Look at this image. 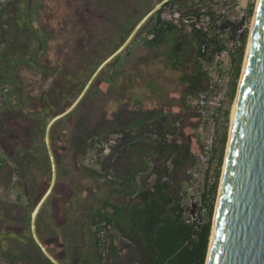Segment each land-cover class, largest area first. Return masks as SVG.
Listing matches in <instances>:
<instances>
[{"label": "rangeland", "instance_id": "374dc122", "mask_svg": "<svg viewBox=\"0 0 264 264\" xmlns=\"http://www.w3.org/2000/svg\"><path fill=\"white\" fill-rule=\"evenodd\" d=\"M125 1H127L126 4H130L124 5L125 10L120 12V20L124 21L127 14H133L131 10L133 6L137 9L131 21H127V25L131 27L158 0ZM177 1H180L177 8L181 9V7H184V11L191 7L196 8L195 4L198 3L197 0ZM257 1L213 0L210 3L197 6L201 10L212 9L213 6L216 7L217 11H222L226 8L222 23L226 21L234 25L228 26V29H224L219 33V39L225 47V53L223 52L220 58L216 59V63L211 64L210 79L208 81L209 88L200 95L201 97H192L184 103V87L179 82L180 72L173 71L170 68L164 70V66L159 60L166 58V55L171 50V42H169L168 38L165 46L161 45L149 50L142 44L144 36H140L115 62L104 69L102 75L96 80L95 90L88 93L89 95L87 94L84 103L76 111H73L58 122L51 137L52 149L58 163L57 182L53 191L54 196L49 200V203L45 204L37 220L38 232L40 231L45 245L57 258L62 257L60 252V245L62 244L60 238L56 236L61 234L63 230H59L54 214L55 209L59 207L60 201L70 199L71 211H74L75 218L80 223L77 227L71 229V233H77L76 239L80 251L89 253L92 250V229L85 222V212L78 208L79 200L81 203L86 201L92 203L95 197L106 198L107 196L110 200L112 199L114 202L119 203L130 192H136L143 185H149L154 180V177H149L150 172L145 171L142 174H138L132 184L125 183L124 180H121L125 176L124 173L120 171L113 175L110 172V179L114 181L112 185L96 178L88 177L82 173V170H79L77 164H81L85 168L98 169L103 155L109 153V147L118 143L119 136L116 135L110 136L109 142L103 150L97 147L88 152L86 156L78 159L73 157L75 152L69 141L74 134V125L77 119L85 116L91 127L97 130L102 128L101 130L104 131L106 125L111 121V116L118 109L117 105L122 106L123 102L129 98L130 91L127 87H131V85L128 82H126L127 87L121 84L122 76H117L119 73L131 77L130 74L134 75L132 72L137 69L141 75L139 83H136L138 94L147 95L150 102L159 104L173 119L179 116H188L185 124L186 132L189 134V139L193 144L197 162L192 168L188 169V173L177 177L173 184L178 190L181 205L186 211L184 218L187 219V217H195L197 215L202 192L213 185L216 180L215 211L235 99ZM78 2L72 1V3ZM39 3L47 11L48 15V11L53 8L54 0H9L3 5L0 9V39H11V27L15 25L13 18L16 14V19L19 23L28 21L27 25L30 29L36 28L37 11L35 9L36 4L39 5ZM65 3L67 2L61 1L62 11H64ZM116 3L120 6L122 5V0H116ZM251 7L252 13L246 20ZM116 15H118V12ZM180 27L183 26L180 25ZM181 33L183 36L179 33L175 35L178 39L175 41L180 42L179 37L189 41L190 30L185 28ZM244 33H246V41L243 46L240 73L236 80L235 94L231 97L234 71L239 58V48L241 47L239 36L241 35L242 37ZM29 40L32 42L31 37ZM22 41L24 40L22 39ZM189 43L191 48L186 53L185 58L187 61L189 59L191 64L193 62L194 46H192L190 41ZM33 51L34 48L31 46V49L27 51L28 56ZM128 53H131V55L126 56ZM141 56L143 60L139 61ZM33 60L32 56L26 58V56L18 54L17 50L9 56L4 51V46L0 45V81L4 84L3 87H7L9 90L7 93H3L0 90V157L4 161L0 169V189L3 191V193H0V213L5 218V223L0 221V264H46L30 239L29 222L30 213L36 204V199L40 193L42 194L44 187L48 184L50 171L43 175L40 163L38 161L34 163L30 160V172L21 179L14 172L12 159H17L23 153L29 151L33 134L37 132L40 137H43L44 128L48 120L65 109L67 105L69 106V103L65 106H60L56 110L48 111V113L39 111L45 103L39 102L38 89L41 86L45 88L48 84L42 83L41 86L38 84V71ZM140 62L147 63V66L140 65ZM117 68L120 69L116 72L117 75L110 72ZM2 73H5L8 78ZM13 76L16 81V90H13L14 86L10 84V77ZM135 76L138 77L137 74ZM47 91L50 98V91ZM103 91H106V94ZM201 100L203 103H201ZM136 101L139 102L140 99L136 97ZM224 136L225 140L223 141ZM211 137L215 139L214 145L210 150H206ZM202 147H204L205 152ZM132 150L129 154H132ZM37 151L41 153L43 159L47 157L42 141ZM221 153L222 164L216 178L217 160ZM45 167L46 169L49 167V162ZM14 175L17 176L18 181L13 180ZM19 181L24 185H20ZM23 187L26 188V195ZM32 189L35 190L34 193H31ZM27 191L29 192L28 194ZM19 195L20 199H17L16 197H19ZM5 207L8 208L7 214L5 213L6 211L2 212ZM69 227L70 225L67 228L69 229ZM68 229L64 231L67 232ZM56 238L58 239L57 241ZM130 256V249L125 248L121 253L120 261L123 264H130L128 261ZM62 263L70 264L65 260Z\"/></svg>", "mask_w": 264, "mask_h": 264}, {"label": "trees", "instance_id": "16d2710c", "mask_svg": "<svg viewBox=\"0 0 264 264\" xmlns=\"http://www.w3.org/2000/svg\"><path fill=\"white\" fill-rule=\"evenodd\" d=\"M197 1L196 8L191 7L184 11V7L180 6L182 17L194 18L197 16L199 18L198 15L201 9L197 6L210 3L213 0ZM179 2L171 0L165 6L174 5L178 7ZM162 9L139 33V36H144L143 39L149 47H158L168 37L177 33L182 35L181 31L185 29V27L160 22L159 17ZM251 13L252 7L249 9L246 20ZM231 25V23L225 21L217 26V30L222 32ZM124 32L127 33V31ZM122 35L125 37L124 33ZM188 38L194 46L193 62L190 64L189 59L187 61L186 58L181 60L177 54L170 56V69L180 72L179 82L184 87V103L187 99L200 96L207 91L210 72L206 66H211L216 61V57L225 51V47L219 39V34L214 33L208 36L203 30H198L193 26ZM239 40L241 47L239 48V58L234 71L231 97L235 94L236 80L240 73L246 33L239 37ZM0 45H2L1 39ZM183 64H185V67ZM0 82V90H2L4 84H2V81ZM132 105L129 109L121 108L115 112L113 121L106 125L104 131L91 127L87 118L85 120L79 119L74 126V134L71 136L69 144L75 152L73 157L78 159L86 156L88 152L97 147L103 150L109 142L110 136H119L118 143L110 146L109 153L103 155L98 169L85 168L81 164H77L79 170H82V173L88 177L112 185L114 181L110 179V172L113 175L120 171L124 173L125 176L121 180H124L125 183L132 184L137 175L145 171H149V177H154V180L149 185H143L140 190L130 192L119 203L110 200L107 196L106 198L95 197L92 203L88 201L81 203L79 200L78 208L85 212V222L92 229L93 252L89 253L80 251L76 239L77 233H71V229L77 227L80 223L76 220L74 211H71L70 199H68L69 201L67 199L60 201L58 209H55L54 217L58 222L59 230H63L61 234L56 236L61 240L60 252L62 257L57 258L55 254L49 251L61 264H63V260L70 264H103L98 234L102 229L110 226L125 241L118 240L113 232L108 234L110 242L108 245L109 262H105L107 264H123L120 257L125 248L130 249L131 256L128 260L130 264H205L212 228L217 182L215 180V183L201 194L199 207L206 209L205 219L196 215L193 220L192 217L184 218L186 211L181 205L178 190L173 184L177 177L188 173V169L192 168L197 162L193 144L186 132L185 124L188 116H179L173 119L163 107L154 102L148 103V109L144 108L140 113H134L132 108L133 110H140L141 107L134 102H132ZM127 110L128 114L126 113ZM54 128H52V132ZM31 140L29 151H26L17 159H12L14 172L21 179L30 172V160L34 163L37 161L40 163L43 175L50 171L49 167L47 169L45 167L48 163V157L43 159L41 153L37 151L41 141L44 150H46L44 135L40 137L39 133L36 132ZM202 149L204 151V147ZM131 150L133 152L129 154ZM3 162L0 157V169ZM221 164L222 153L217 160L216 178ZM19 184L24 185L20 181ZM47 186L44 187L42 194ZM23 191L25 193L26 188L23 187ZM34 192L35 190L32 189L31 193ZM42 194L38 195L36 202ZM53 196L54 193L49 197L47 203ZM16 198L20 199V195ZM7 209L6 207L3 208L2 212L6 211L7 214ZM67 229L68 231L65 232ZM38 233L45 245L40 231ZM30 239L39 251L31 233ZM39 253L41 254L40 251ZM41 256L46 264H50L42 254Z\"/></svg>", "mask_w": 264, "mask_h": 264}, {"label": "water", "instance_id": "95a60500", "mask_svg": "<svg viewBox=\"0 0 264 264\" xmlns=\"http://www.w3.org/2000/svg\"><path fill=\"white\" fill-rule=\"evenodd\" d=\"M169 2L160 0L154 3L120 46L100 63L76 99L52 116L44 128L50 179L30 213L29 228L35 245L50 264L61 263L41 241L37 219L52 195L58 177V165L51 144L52 128L78 107L96 78L134 42L140 31ZM255 10L205 264H264V0H258Z\"/></svg>", "mask_w": 264, "mask_h": 264}, {"label": "flooded vegetation", "instance_id": "af4514ba", "mask_svg": "<svg viewBox=\"0 0 264 264\" xmlns=\"http://www.w3.org/2000/svg\"><path fill=\"white\" fill-rule=\"evenodd\" d=\"M61 1L67 2L64 4V11L61 9ZM72 1L79 2L72 3ZM126 2L127 1L122 0V5L119 6L117 5L116 0H54L53 8L48 11V15L47 11H45L41 3H39V5L36 4L35 9V11H37V23L36 28L34 29H30L28 27V21L19 23L16 19V14L13 18L15 25H13L14 27H11V39H1V46H4V51L8 53L9 56L17 50L18 54L26 56V58H30V56H32L34 59L33 63L36 65L38 71V84L40 86L42 83L48 84L45 87L46 89L42 88V86L38 89L39 102L45 103L43 108H40V112L48 113V111L56 110L57 108H60V106H65L68 103L70 105L80 94L88 79L100 63L114 50H116L125 40L131 29L135 26H128L127 21H131L132 16L137 11L135 6H133L131 8L133 14H127L124 21L120 20V12L125 10L124 5ZM129 4L130 3L126 5ZM117 12L118 15H116ZM124 31H127V33ZM122 33H124L125 37H123ZM30 37L32 42L29 40ZM137 37L140 36L138 35ZM22 39L24 41H22ZM179 39L181 41L177 42L175 41L178 40L177 36L173 35L168 37L169 42H171V50L168 55H166V58L164 57L159 60L164 66V70L170 68V56H172V54H177L180 56L181 60H184L185 55H187L186 53H188L191 48L189 41H186L181 37H179ZM136 40L137 38L134 42ZM166 42L167 40H165V42L161 45L165 46ZM142 44H144V46L149 50L155 48L146 45L144 39ZM31 46H33L34 51L30 56H28L27 51L31 49ZM128 55L130 56L131 53H128L126 56ZM142 60V56L139 57V61ZM140 65L147 66V63L140 62ZM183 66L185 67V64H183ZM118 69L119 68L113 69L110 72L115 75L116 72H118ZM133 71L134 72L132 73H134V75L130 74L132 79L126 74H116L117 76H122L121 84H124L125 87H127L126 82L131 85V87H127L130 91V94L128 95L129 98L127 101L123 102L124 104H122V106L117 105L118 109L116 112L121 108L129 109L133 106L132 102L140 105L141 107L140 110H133L132 108L134 113H140V111L144 108L148 109V103L150 102L147 98L148 96L138 94V90L136 88V83H139L141 75L137 69ZM2 74L4 76L6 75L5 73ZM136 74L138 77L135 76ZM5 77H7V75ZM10 78V84L14 86L13 90H16L17 87L14 76ZM96 80L88 93L95 90ZM47 90L50 91V98L48 97ZM7 92H9V90ZM103 93L106 94V91H103ZM136 97L140 99L139 102L136 101ZM85 98H87V95L83 98L78 107L84 103ZM77 108L74 111H76ZM126 113L128 114V110ZM79 119L85 120V116L79 117L77 121ZM113 119L114 117L111 116L110 123ZM57 124L54 127H56ZM101 129L102 128H100L99 131H101ZM0 221L5 223V218H3L2 214L0 215ZM90 252H93V249Z\"/></svg>", "mask_w": 264, "mask_h": 264}, {"label": "built area", "instance_id": "2783aa9c", "mask_svg": "<svg viewBox=\"0 0 264 264\" xmlns=\"http://www.w3.org/2000/svg\"><path fill=\"white\" fill-rule=\"evenodd\" d=\"M8 1L9 0H0V7L5 5ZM225 9L222 11H217L216 7L213 6L212 9L201 10L198 15L199 18L197 16L194 18H189V17H182L181 11L177 8V6L168 5L162 9L163 11L160 13L159 18H160V21L165 24H172V23L177 24L178 23V25H180V22H181V24H183L184 27L188 29L195 26L196 29L203 30V32L207 33L208 36L209 35L211 36L214 33L215 34L220 33L217 30V26L220 25L221 20L224 19L225 17V14H226ZM216 58H220V56ZM214 63H216V61H214ZM206 67L211 69L210 66H206ZM2 91L3 93H7L8 88L2 87ZM201 103H203L202 100H201ZM214 141L215 139L211 137L206 150L211 149V147L214 145ZM13 180L18 181V178L16 175H14ZM0 193H3L2 189H0ZM197 215L205 219L206 209L199 207ZM195 218L196 216L192 217V220ZM111 232L115 234L118 240L125 241V239L121 238L119 234H116L110 226H107L100 231V233L98 234V238H99V247L101 249V260L103 264H107L109 262L108 245H109L110 239L108 238V234H110Z\"/></svg>", "mask_w": 264, "mask_h": 264}, {"label": "bare ground", "instance_id": "6f19581e", "mask_svg": "<svg viewBox=\"0 0 264 264\" xmlns=\"http://www.w3.org/2000/svg\"><path fill=\"white\" fill-rule=\"evenodd\" d=\"M171 1V0H170ZM158 2V1H157ZM257 3H258V1H257ZM256 7H257V4H256ZM256 9V8H255ZM163 11V10H162ZM256 11V10H255ZM254 16H255V12H254ZM160 19V18H159ZM253 20H254V18H253ZM253 20H252V23H251V27H250V33H251V31H252V27H253ZM151 22V21H150ZM161 22V21H160ZM165 24V23H164ZM220 24H222V20H221V23ZM172 25H176V26H179L180 27V25H182L183 27H184V25L183 24H181V22H180V25H178V23L177 24H173L172 23ZM189 30H191V28L189 29ZM239 37H241V36H239ZM247 48H248V46H247ZM246 56H247V50H246V55H245V59H244V64H243V68H242V73H241V77H240V81H239V86H238V90H237V96H238V92H239V88H240V85H241V80H242V77H243V72H244V68H245V62H246ZM210 70L211 69H209L208 68V71L210 72ZM237 96H236V99H235V104H236V100H237ZM234 109H235V105H234ZM233 114H234V111H233ZM232 120H233V115H232ZM232 120H231V125H232ZM56 125V124H55ZM230 131H231V128H230ZM230 131H229V136H230ZM52 132V131H51ZM229 136H228V138H229ZM227 148H228V143H227ZM227 148H226V150H227ZM225 156H226V152H225ZM221 181H222V174H221V179H220V184H219V188H220V185H221ZM218 192H219V189H218ZM217 198H218V195H217ZM216 203H217V200H216ZM215 209H216V205H215ZM212 229V228H211ZM115 232V231H114ZM116 233V232H115ZM211 235V234H210ZM210 247V246H209ZM209 251H210V248H209ZM100 253H101V249H100Z\"/></svg>", "mask_w": 264, "mask_h": 264}, {"label": "crops", "instance_id": "0c3cea01", "mask_svg": "<svg viewBox=\"0 0 264 264\" xmlns=\"http://www.w3.org/2000/svg\"><path fill=\"white\" fill-rule=\"evenodd\" d=\"M5 61V60H4Z\"/></svg>", "mask_w": 264, "mask_h": 264}]
</instances>
